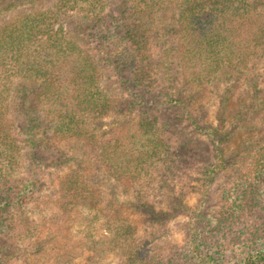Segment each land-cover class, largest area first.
I'll return each instance as SVG.
<instances>
[{
	"label": "trees",
	"instance_id": "obj_1",
	"mask_svg": "<svg viewBox=\"0 0 264 264\" xmlns=\"http://www.w3.org/2000/svg\"><path fill=\"white\" fill-rule=\"evenodd\" d=\"M17 9L19 17L0 24V256L14 253L6 240L15 230L14 211L46 185L42 166L51 157L64 165L77 162L66 157L61 144L67 141L104 174L145 181L134 207L151 218L159 216L145 199L152 182L172 188L187 166L204 165L198 179L203 200L196 210L185 207L190 221L183 248L168 249L162 229L136 239V227L116 209L104 234L90 241L95 255L114 248L122 250L123 264H227L221 246L208 241L219 236L211 227L224 220L226 230L246 225L255 198L264 193V131L248 139L243 153L226 151L244 121L261 111L264 122V0H0V15ZM174 66L188 86L243 82L253 92L255 101L241 105L231 124L227 97L216 125L200 126L188 115L208 138L213 162L208 155L199 161L198 149L172 141L168 129L175 123L160 118L161 107L189 105L186 90L170 78L169 86L159 84L158 68L168 73ZM105 69L117 75L121 93ZM111 117L125 118L127 127L107 134ZM239 161L246 167L235 171L231 187L221 190V205L213 201L206 218L212 185ZM21 166L26 171L18 176ZM59 187L66 214L80 203L93 209L98 202L77 169L61 177ZM257 239L238 245L243 257L232 264H264V242ZM58 262L71 264L62 256Z\"/></svg>",
	"mask_w": 264,
	"mask_h": 264
},
{
	"label": "rangeland",
	"instance_id": "obj_2",
	"mask_svg": "<svg viewBox=\"0 0 264 264\" xmlns=\"http://www.w3.org/2000/svg\"><path fill=\"white\" fill-rule=\"evenodd\" d=\"M22 13L21 9L3 13L0 15V24L15 20ZM174 67L168 73L163 68H158L159 84L169 86L172 81L174 84L172 86L178 90L181 89L183 94L186 90L185 102L189 105H185L187 107L185 109L161 107L160 118L162 120L169 119L175 123V127L168 129L172 141L186 143L198 149L200 154L202 152L199 161L208 155V159H203V161L213 162V148L208 138L195 128L188 115L200 126L216 125L219 109L223 104V99L227 97L226 119L227 124H231L241 105L255 101L253 92L243 82L233 83L229 86L220 83L204 87L188 86L186 75L176 66ZM104 75L105 78L111 77L110 83H114L119 89L118 92L121 93L120 81L112 69H105ZM169 78L171 81H168ZM261 97L263 98L264 95ZM260 100H257L256 103L260 104ZM260 112L242 123L245 129L236 132L233 142L226 147L227 152L242 151L243 153L248 139H255L258 135L257 131L258 133L264 131L263 112L262 115ZM105 125L106 127L104 126L103 129L108 134L125 129L128 123L125 118L111 117L105 121ZM61 146L65 150L66 157L76 158L77 162L72 160L68 165H64L51 157L53 160H50L49 166L46 168L42 166L46 185L42 192L25 201L22 208L14 211L15 230L13 235L6 237L14 253L8 259L0 256V264H60L59 256H62L65 261L69 259L71 264H123L121 249H105L102 256H97L90 248L92 243L90 241L95 238L99 239L104 234L106 218L117 217L113 215L116 209L120 211L123 219L136 227V239L162 229L166 234L163 233L160 238L164 240L163 243L165 242L166 246L168 245V249L183 248L187 234L186 226L190 221V215L185 207L196 210L203 200L202 184L198 180L201 178L200 172L204 168L203 162L198 164L195 162L191 167L187 166L185 174L184 171H181L179 180L172 188H162L158 181L152 182L147 190L149 195L146 194L147 198L145 199L154 206L159 216L151 218L147 214L138 212L134 207L138 196L137 189L145 181L135 183L118 181L112 176L104 174L99 167L90 162L88 156L84 155L78 147L69 145L67 141H63ZM62 159L64 160V158ZM23 163L26 161L23 160ZM245 167V162L239 161L236 167L226 170L215 180L209 200L212 202H208L203 209L206 218L212 213L214 202L221 205L219 195L222 188H230L231 181L236 176L235 171ZM73 168L82 171L83 175L87 177L88 183L95 188L98 202L93 209L80 203L72 213L66 214L59 206V183L61 177ZM25 171L26 168L21 166L16 175H23ZM255 199H258L259 203L255 201L257 206L252 210L254 213L249 217L246 225L232 226L231 229L226 230L225 223L228 222L224 220L225 223L222 221L218 226L216 224L210 229L211 233L213 230H217L219 236L217 238L212 234V240L208 241L216 242L221 246L227 257V264H232L233 260L238 261L243 257L242 250L244 248H239L238 245L253 243L254 241H251L253 238L264 242V193ZM212 206L213 208L210 210L209 208ZM250 228L253 230L252 232L247 231ZM243 237L249 238V240H243ZM3 238L2 236L1 240ZM158 244L161 246L160 243ZM169 253L173 254L174 252L169 250ZM180 257H183L182 254Z\"/></svg>",
	"mask_w": 264,
	"mask_h": 264
}]
</instances>
